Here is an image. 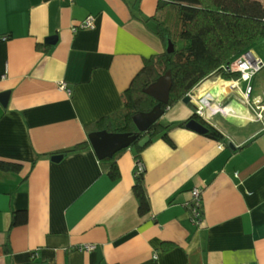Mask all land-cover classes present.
<instances>
[{
    "label": "crops",
    "instance_id": "obj_1",
    "mask_svg": "<svg viewBox=\"0 0 264 264\" xmlns=\"http://www.w3.org/2000/svg\"><path fill=\"white\" fill-rule=\"evenodd\" d=\"M159 1L173 0H0V95H7L0 162L21 167L0 169V264H264V67L244 88L209 80L229 84L207 112L223 143L175 126L171 144L158 137L141 152L146 216L132 194L133 149L117 160V180L89 143L63 155L88 142L87 127L123 107L144 61L165 52L131 14L137 3L151 18ZM88 16L93 29L74 31ZM250 53L264 64V39ZM246 92L250 105L261 101L260 111L250 109ZM192 115L180 102L158 121L177 125ZM194 189L199 223L186 208ZM16 212L26 219L12 227Z\"/></svg>",
    "mask_w": 264,
    "mask_h": 264
},
{
    "label": "trees",
    "instance_id": "obj_2",
    "mask_svg": "<svg viewBox=\"0 0 264 264\" xmlns=\"http://www.w3.org/2000/svg\"><path fill=\"white\" fill-rule=\"evenodd\" d=\"M132 17L149 26L166 48L168 42L173 51L152 56L144 61L141 70L134 76L128 89L122 94L123 107L116 113L104 117L87 127V134L106 132L108 134H127L135 140L127 147L115 153L111 158L99 160L102 169L111 180L119 178L117 160L126 151L133 149L134 160L141 163V152L160 137L171 144L168 132L175 126L185 128L187 121L162 126L154 123L146 133L137 132L132 117L139 113L150 112L158 103L144 93L158 79L170 74L171 87L167 105H161L165 112L181 102L203 81L210 78L239 80L238 73H228L224 67L244 53L250 52L256 42L264 39V3L257 0H173L159 1L156 12L151 18H144L137 3L131 9ZM39 49V46H36ZM206 129L204 137L223 143L224 136L205 123L198 115H192ZM145 136L149 142L143 148L139 141ZM89 148L87 141L76 144L63 155L81 152ZM20 165L0 162L3 172L17 173ZM132 194L137 203L139 216H146L150 205L144 184V171L134 174ZM25 212H16L12 227L25 222ZM171 245L164 250H170Z\"/></svg>",
    "mask_w": 264,
    "mask_h": 264
},
{
    "label": "water",
    "instance_id": "obj_3",
    "mask_svg": "<svg viewBox=\"0 0 264 264\" xmlns=\"http://www.w3.org/2000/svg\"><path fill=\"white\" fill-rule=\"evenodd\" d=\"M54 42V40L47 41L48 44ZM165 51L170 53L173 51V46L168 42ZM171 87L170 74L167 73L165 76L158 79L156 83L148 87L144 93L154 99L158 104L148 113H139L132 117V123L135 126L137 132L146 133L148 129L156 123L160 117L163 115L164 111L161 109V105H167L169 98V91ZM192 97L187 94L181 100L183 105H186L193 113L196 114L197 107L192 103ZM7 100V95H0L1 104H5ZM197 115V114H196ZM186 129L196 132L200 135L206 133L207 129L195 119H189L185 125ZM88 143L90 144L94 154L98 160H104L111 158L115 153L122 150L124 147L129 146L135 137L129 136L127 134H108L104 131L95 132L88 135ZM149 142V137L145 136L138 143L139 148H143ZM227 146L231 150H235V146L228 142ZM62 156L57 155L51 158L52 161L57 162L61 160Z\"/></svg>",
    "mask_w": 264,
    "mask_h": 264
},
{
    "label": "built area",
    "instance_id": "obj_4",
    "mask_svg": "<svg viewBox=\"0 0 264 264\" xmlns=\"http://www.w3.org/2000/svg\"><path fill=\"white\" fill-rule=\"evenodd\" d=\"M68 2H72L73 0H66ZM94 27V18L92 16H88L79 26L74 27L73 30L75 31L77 28L81 30H90L93 29ZM264 67V64L260 61L257 60L250 52L244 53L240 57H238L236 60L231 62L229 65L224 67V70L228 73H238L239 74V80L238 82H243L246 85H249L251 82L252 78L262 70ZM59 89L62 91H67V87L64 83H61L59 85ZM193 93V91L190 93V95ZM192 97V95H191ZM245 102L248 104L250 109L252 110H261L260 108V102L258 104L250 105L249 102V96L248 93L244 94L243 96ZM197 111L196 114L202 118V120L205 123H208L209 118L205 116V110L202 107L197 106ZM256 119L261 120V114L257 113L256 114ZM143 172V167L141 163H136L134 166V174H138ZM186 208L189 210L190 215H191V220L194 223H199L201 220V215H202V208H201V192L198 189H194L191 191V199L190 201L186 204ZM94 247L92 245H84L83 247L80 248V250L83 251H90L93 250Z\"/></svg>",
    "mask_w": 264,
    "mask_h": 264
},
{
    "label": "bare ground",
    "instance_id": "obj_5",
    "mask_svg": "<svg viewBox=\"0 0 264 264\" xmlns=\"http://www.w3.org/2000/svg\"><path fill=\"white\" fill-rule=\"evenodd\" d=\"M209 86H211V88L206 93L203 92L204 94H199V92L204 91ZM196 90V95L192 98V102L197 106L202 107L205 110V116L207 117V112H213V107L218 101H220V96H222V94L228 93L230 89L228 83L219 82L216 84H211V81L206 80L197 86ZM224 112L226 111L222 110L224 116L232 115L230 112Z\"/></svg>",
    "mask_w": 264,
    "mask_h": 264
},
{
    "label": "rangeland",
    "instance_id": "obj_6",
    "mask_svg": "<svg viewBox=\"0 0 264 264\" xmlns=\"http://www.w3.org/2000/svg\"><path fill=\"white\" fill-rule=\"evenodd\" d=\"M257 1H259V2H261V3H264V0H257ZM208 80H213V78H210V79H208ZM244 83H241V85H240V87L241 88H244ZM193 93H196V91L195 92H193ZM192 95V94H191ZM193 96H194V94H193ZM202 119V118H201ZM216 119H218L219 120V118L217 117Z\"/></svg>",
    "mask_w": 264,
    "mask_h": 264
}]
</instances>
